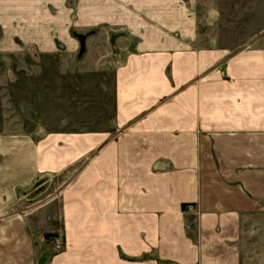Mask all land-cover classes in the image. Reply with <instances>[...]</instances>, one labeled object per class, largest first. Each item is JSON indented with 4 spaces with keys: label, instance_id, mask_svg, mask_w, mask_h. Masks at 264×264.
Segmentation results:
<instances>
[{
    "label": "crops",
    "instance_id": "crops-1",
    "mask_svg": "<svg viewBox=\"0 0 264 264\" xmlns=\"http://www.w3.org/2000/svg\"><path fill=\"white\" fill-rule=\"evenodd\" d=\"M130 29L123 61L105 47L89 70L94 108L79 92L0 131V264H264V35L231 53Z\"/></svg>",
    "mask_w": 264,
    "mask_h": 264
},
{
    "label": "rangeland",
    "instance_id": "rangeland-1",
    "mask_svg": "<svg viewBox=\"0 0 264 264\" xmlns=\"http://www.w3.org/2000/svg\"><path fill=\"white\" fill-rule=\"evenodd\" d=\"M18 1H23V14L0 22V131L7 133L17 122L24 130L49 125L44 115L63 113L65 103L81 92L86 96L81 100L94 108L100 82L89 70L106 58L105 47L123 61L134 46L130 28L136 22L163 25L171 32L192 29L200 43L231 53L264 35V0H38L29 6L27 0H7L14 7L6 11H20ZM35 35L49 38L48 49H42L41 41H35V48L28 45ZM33 113L38 119L32 121Z\"/></svg>",
    "mask_w": 264,
    "mask_h": 264
},
{
    "label": "built area",
    "instance_id": "built-area-1",
    "mask_svg": "<svg viewBox=\"0 0 264 264\" xmlns=\"http://www.w3.org/2000/svg\"><path fill=\"white\" fill-rule=\"evenodd\" d=\"M55 248L57 251L61 250V243L58 240L55 241Z\"/></svg>",
    "mask_w": 264,
    "mask_h": 264
},
{
    "label": "water",
    "instance_id": "water-1",
    "mask_svg": "<svg viewBox=\"0 0 264 264\" xmlns=\"http://www.w3.org/2000/svg\"><path fill=\"white\" fill-rule=\"evenodd\" d=\"M80 41H81L82 50L84 51V49H85L84 38L80 37Z\"/></svg>",
    "mask_w": 264,
    "mask_h": 264
}]
</instances>
